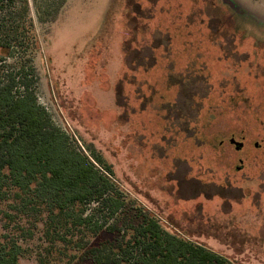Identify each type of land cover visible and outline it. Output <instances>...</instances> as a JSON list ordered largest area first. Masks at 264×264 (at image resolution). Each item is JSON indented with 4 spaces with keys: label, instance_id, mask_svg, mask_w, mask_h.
<instances>
[{
    "label": "rangeland",
    "instance_id": "1",
    "mask_svg": "<svg viewBox=\"0 0 264 264\" xmlns=\"http://www.w3.org/2000/svg\"><path fill=\"white\" fill-rule=\"evenodd\" d=\"M32 17L39 103L111 167L126 207L95 232L9 189L0 241L20 263L92 264L90 248L149 215L230 264H264V0H67Z\"/></svg>",
    "mask_w": 264,
    "mask_h": 264
},
{
    "label": "trees",
    "instance_id": "2",
    "mask_svg": "<svg viewBox=\"0 0 264 264\" xmlns=\"http://www.w3.org/2000/svg\"><path fill=\"white\" fill-rule=\"evenodd\" d=\"M66 3L0 0V198L15 188L17 196L33 195L47 205L52 221L114 233L126 203L110 177L111 167L97 153H91V160L74 146L38 100L32 9L37 21L46 23ZM91 204L94 208L86 214ZM99 212L106 216L102 223L96 220ZM120 231L123 235L115 241L88 250L92 264H230L220 254L166 231L149 215ZM21 252L17 243L0 241V264H21Z\"/></svg>",
    "mask_w": 264,
    "mask_h": 264
},
{
    "label": "water",
    "instance_id": "3",
    "mask_svg": "<svg viewBox=\"0 0 264 264\" xmlns=\"http://www.w3.org/2000/svg\"><path fill=\"white\" fill-rule=\"evenodd\" d=\"M240 147H242V144L241 145H239Z\"/></svg>",
    "mask_w": 264,
    "mask_h": 264
}]
</instances>
